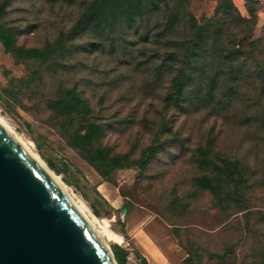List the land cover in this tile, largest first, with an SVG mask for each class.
<instances>
[{"label":"trees","instance_id":"16d2710c","mask_svg":"<svg viewBox=\"0 0 264 264\" xmlns=\"http://www.w3.org/2000/svg\"><path fill=\"white\" fill-rule=\"evenodd\" d=\"M13 1L0 0V42L14 58L33 65L28 77L19 80L20 86H30L37 80L45 85L44 75L49 76L51 92L43 102L48 113L46 124L103 181L111 183L124 199L128 196L119 183L132 186L137 194L149 167L160 154L167 153L169 146H175L181 153L190 150L198 170L192 183L196 189L212 194L213 207H219L225 216L231 205L235 206L234 213L249 209L246 192L254 184L256 170L250 169L235 150H216L217 137L212 129L202 144L190 149L181 127L175 126L174 111L182 110L186 103H211L226 117L233 113L238 118L237 128L251 130L255 125L264 130V39L244 43L239 38L255 25L258 0H217L207 5L199 17L187 10L185 0H47L53 5H79L80 9L68 28H61L53 40L35 47L19 45L22 31L4 20ZM84 36L88 39L80 42ZM147 44L151 45L149 54L142 47ZM96 52L106 53L120 63L145 67L152 86L167 76L155 116H148V107L136 118L118 115L117 110L104 113V96L91 103L75 79L70 83L63 80V73L85 66L78 59L68 61L72 55ZM91 69L96 71V66ZM251 88L256 91L253 97L248 95ZM129 127L148 133L146 143L139 147L136 135L130 149L122 152L104 143L114 129L126 131ZM173 189L170 205L188 202V196ZM153 212L172 226L177 237L175 225L160 212ZM261 217L264 221V213ZM225 252H231V248L208 257L224 259ZM112 254L117 264H128L127 248L114 244ZM136 254L141 264H147Z\"/></svg>","mask_w":264,"mask_h":264},{"label":"rangeland","instance_id":"374dc122","mask_svg":"<svg viewBox=\"0 0 264 264\" xmlns=\"http://www.w3.org/2000/svg\"><path fill=\"white\" fill-rule=\"evenodd\" d=\"M216 1L185 0L187 10L194 17H199L207 5ZM258 5L253 29L239 37L244 43L264 39V0H258ZM79 9V5H53L47 0H14L7 8L4 20L6 24L17 25L22 31L17 39L19 45L35 47L53 40L61 28H68ZM87 39L84 36L79 40ZM142 47H146L147 54L150 53V44ZM96 53L72 55L68 61L78 59L85 66L63 73V80L70 83L75 79L78 88L91 103H95L99 96H104L107 106L104 113L117 110L118 115L136 118L143 113V108L148 107V116H155L167 87V76L152 86L150 72L145 67L120 63L106 53ZM94 66L96 71L91 69ZM32 67L30 61L14 58L0 42V118L60 179L73 198L96 217L98 229L106 226L108 231L121 236V242H117L103 234L111 252L112 246L118 244L129 250L128 264H141L136 254L138 251L133 248L129 236L125 235L124 211L125 207L130 206L156 215L164 222L165 228L171 230L177 245H182L189 254L179 264H264V221L261 217L264 213V130L257 129L255 125L251 130L237 128L238 118L233 113L226 117L211 103H186L182 110L174 111L175 126L181 127L190 149L202 144L212 129L217 137L216 150H235L246 159L250 169L256 170L254 184L246 192L247 211L234 213L235 206L231 205L225 216L219 207H213L212 194L205 189H196L192 183L191 178L198 170L190 150L181 153L175 146H169L167 153L160 154L159 159L149 167L138 186L139 193H133L132 186L119 183L122 191L132 198L127 197L126 204L116 210L110 202L117 201L118 191L111 183L109 186L116 195H108L109 192L102 189L109 202L99 192L101 179L98 174L67 146L57 131L46 124L48 113L43 102L51 92L48 88L49 76L44 75L45 85L37 80L30 86H20L19 80L27 78ZM255 93L251 88L248 95L253 97ZM143 132L130 127L126 131L125 128L114 129L104 139V143L113 145L116 151H127L136 135L140 138L139 147L146 143L148 133ZM174 187L178 194L188 196V202L170 205ZM153 211L160 212L175 225L177 237L172 226ZM154 235L149 237L153 243ZM159 238H163V241ZM156 241L165 243L163 236H159ZM226 248H231V252H225L224 259L208 257L210 253H223Z\"/></svg>","mask_w":264,"mask_h":264},{"label":"water","instance_id":"95a60500","mask_svg":"<svg viewBox=\"0 0 264 264\" xmlns=\"http://www.w3.org/2000/svg\"><path fill=\"white\" fill-rule=\"evenodd\" d=\"M0 264H117L48 174L1 127Z\"/></svg>","mask_w":264,"mask_h":264},{"label":"crops","instance_id":"0c3cea01","mask_svg":"<svg viewBox=\"0 0 264 264\" xmlns=\"http://www.w3.org/2000/svg\"><path fill=\"white\" fill-rule=\"evenodd\" d=\"M100 181L99 192L109 201V198L102 192V189L105 188L106 193L109 192L107 193L108 195L113 193L116 195V192L110 188L109 185L111 184L109 182L102 179ZM111 186L114 187L113 185ZM114 189L116 188L114 187ZM116 191L118 190L116 189ZM110 203L116 210H119L124 203L126 204V201L119 194L117 201ZM125 208V235L129 236L133 248L146 259L147 264H179L184 261L187 253L177 245L172 237L173 235H171V230L165 228L164 222L159 217L147 210L130 206ZM153 233L156 234L154 235L155 239H153L156 244L149 238ZM158 235L164 237L165 243L160 244L156 241V239L158 240ZM159 240L163 241V238H159Z\"/></svg>","mask_w":264,"mask_h":264},{"label":"bare ground","instance_id":"6f19581e","mask_svg":"<svg viewBox=\"0 0 264 264\" xmlns=\"http://www.w3.org/2000/svg\"><path fill=\"white\" fill-rule=\"evenodd\" d=\"M0 127L15 141V143L21 147L27 154H29L38 164L39 166L48 174L50 179L56 185L58 190L63 194V196L67 199V201L71 204V206L76 210L79 216L83 219V221L87 224V226L94 232V234L101 240L106 251L108 252L112 262L114 258L112 257L109 245L103 239V234H106L109 238L121 242L122 238L119 235L111 233L107 230L106 226L98 229L96 226V217L90 213V211L79 201H76L73 198V195L69 193V190L62 184L60 179L38 158V156L31 151V149L26 145L24 140H22L1 118H0Z\"/></svg>","mask_w":264,"mask_h":264}]
</instances>
